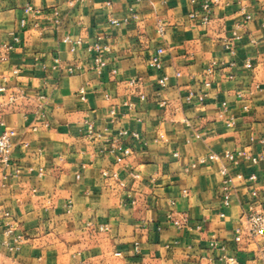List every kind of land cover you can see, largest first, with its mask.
Returning <instances> with one entry per match:
<instances>
[{"label":"crops","instance_id":"0c3cea01","mask_svg":"<svg viewBox=\"0 0 264 264\" xmlns=\"http://www.w3.org/2000/svg\"><path fill=\"white\" fill-rule=\"evenodd\" d=\"M194 7L190 0H0V45H13L0 60L9 87L0 97V133L16 131L10 158L20 169L6 180L0 172V211L26 237L12 254L16 264H220L224 251L211 248L213 236L241 264H264V238L234 241L243 208L264 203V0L215 6L209 24L189 17ZM99 35L110 46L101 76L86 48ZM66 36L83 43L72 51ZM160 47L157 71L148 60ZM74 62L82 70L70 74ZM162 74L169 81L161 89ZM16 88L23 95L9 103ZM88 122L102 138L86 136ZM123 128L141 136L125 139L132 153L118 161V153H107L108 139ZM224 151L261 159L198 162ZM224 166L246 176L235 182L229 206L222 202ZM104 170L117 171L124 185ZM253 171L258 198L247 180ZM171 210L188 222L177 227L167 219ZM9 262L1 249L0 264Z\"/></svg>","mask_w":264,"mask_h":264},{"label":"built area","instance_id":"2783aa9c","mask_svg":"<svg viewBox=\"0 0 264 264\" xmlns=\"http://www.w3.org/2000/svg\"><path fill=\"white\" fill-rule=\"evenodd\" d=\"M191 4H196L199 9L192 8L189 12V17L191 19L200 20V22L204 24H209L214 16V7L222 4H229L230 0H190ZM30 11H37L33 6L29 5L27 7ZM57 14V12H55ZM134 17H137L134 15ZM251 15L247 14L246 19H250ZM112 23L116 25H120V21L113 19ZM25 22L22 20V25ZM159 35L163 36L165 29L163 24H159L157 29ZM14 41H18L19 37L15 36ZM101 36L99 35L95 40L86 45V48L89 52L93 54L91 68L95 70L98 76H101L105 69L109 65V60L107 57V53L110 50V46L107 44H102L100 42ZM65 42H69L72 44V51L77 50L83 41L80 38L73 39L69 36L64 37ZM13 47L10 43H3L0 45V60H5L7 58L8 51ZM165 52V48H158L149 60L148 65L157 71H161L163 68L162 65V55ZM62 61L59 56L54 57V67H61ZM66 70L70 74H76L82 70V66L79 63H72L66 66ZM112 73H115V68L111 69ZM207 72H211V69H208ZM169 76L166 74H162L159 77L158 84L159 87L165 88L168 85ZM139 80H131V84L139 85ZM9 87L6 86L2 79H0V97L8 94ZM24 90L21 88H16L15 91L11 92L9 95V103L15 102V100L23 95ZM86 89L85 86H80L78 90V96L80 99L84 100L86 98ZM194 93L190 92V96H193ZM205 94H198L199 100H204ZM40 98H44V95H40ZM139 98L141 100H145V94L139 93ZM128 106H132L133 102H126ZM162 105H166L167 101H162ZM4 105L0 102V115L1 109ZM111 113L114 115L115 111L112 110ZM1 121V120H0ZM2 123V122H1ZM16 131L12 128H5L0 133V172L3 180H6L11 175H17L20 171L19 167H13L11 163L10 153L13 145V140L16 136ZM86 136L91 140H98L103 137L101 131L96 130L94 125L91 122L87 123ZM131 136L133 140L139 139L141 134L135 130H129L127 128H123L118 130L111 138L108 139V154H116L118 153V161L124 160L132 153V147L126 144V138ZM177 155V154H176ZM227 160L230 163L237 164L240 159L250 160L254 165H257L260 162V157L252 154H247L243 152H238L237 154L224 151L221 154L211 152L203 155L198 159V162L204 163L212 160ZM195 165V164H193ZM221 174L223 176L221 193H222V202L224 206H229L232 198L233 191L235 190V182L239 180H243L246 178L245 174L242 172L232 173L227 166H224ZM103 176L105 178L113 179L118 182L120 185H124L122 181L119 179V174L115 170H104ZM135 177H138V174H134ZM247 180L249 181L250 193L254 198H258L259 192L256 187L258 182V175L256 171L251 172L247 176ZM221 216H224V213H220ZM5 218L7 221L4 223L5 229L3 232L4 237L0 240V250L4 249L6 251V256L10 259L8 264H16L15 260L12 259V254L18 252L23 243L26 240V237L23 233L17 231V222L12 218V214L8 210L0 211V219ZM167 219L175 224L177 227H183L187 222V218L177 217L176 212L171 210L167 213ZM108 227L106 225H100V230H106ZM259 238H264V203H249L243 208V213L240 217V222L235 228L234 232V241L237 245L243 244L245 241L258 240ZM210 246L216 250H222L224 253L220 254L217 258V261L220 264H241L238 258L235 255L226 254V246L221 244L219 239L213 236L210 240ZM135 249L139 250V242H135ZM264 252V249L263 251ZM120 253L118 252L117 255ZM264 257V255H263ZM250 264H262L257 258H254Z\"/></svg>","mask_w":264,"mask_h":264}]
</instances>
